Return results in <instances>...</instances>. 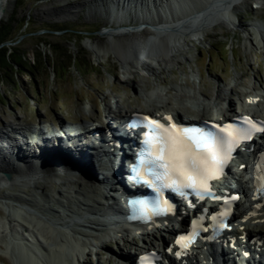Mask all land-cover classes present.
I'll return each instance as SVG.
<instances>
[{
	"label": "rangeland",
	"instance_id": "374dc122",
	"mask_svg": "<svg viewBox=\"0 0 264 264\" xmlns=\"http://www.w3.org/2000/svg\"><path fill=\"white\" fill-rule=\"evenodd\" d=\"M5 2L0 24L11 23L14 32H17L20 38L19 47L30 61H33L36 50L51 55L54 47L63 53H70L77 60V64L72 66L63 60L59 63L58 69H54L47 62L46 65L40 63L34 75L18 74L15 87L13 83L0 82V133H4L6 139L11 141L20 136L15 134L17 137L15 138L13 133L9 132L7 122L16 125V133L24 131L22 125L26 123L25 121L35 125L48 124L56 130L57 123L84 122L102 117L107 113L108 106L115 103V98H119L120 106L127 109H157L168 103L170 107H182L184 111L196 114V110L186 109L187 99L179 100V97L173 96L174 93L171 91L160 93V88H167L170 85L197 88L199 89L197 97L211 98L210 104H214L212 109H217L219 99L214 100L217 89L221 90L222 94L236 97L241 89H252L264 83V44L247 43V38L255 37L256 30L258 32L263 30V25L255 26V24L264 22V0H248L247 3H243V0H233L237 5L232 11L235 16L234 25L230 27H226L225 24L216 25L205 30L203 37L197 41H192V37L188 36L185 40L179 39L181 45H173L170 51L175 52L174 55L177 57L174 62H170L169 57L168 62L151 59L156 57L155 51L151 52L145 59L153 66L156 75L140 69L135 73L133 81L129 80L126 83L114 82L117 81L115 77L118 67L115 54L106 52L107 48L104 46L107 42H113L115 39L125 42L135 30H138L139 35H143L146 30L158 33L157 35L161 37L164 33L158 30H160L159 25L162 26L164 22L160 20L171 21L174 18L169 19V17L173 14V16L181 15L183 10L173 13L172 6L159 0L147 2L124 0V2L118 1L123 7L122 14L115 16L110 12H115L113 6L116 5L117 0H5ZM260 2L259 7L257 4ZM141 25H145L147 29ZM47 27H69L74 31H49L45 29ZM176 27L181 28V24ZM40 40H44L49 45L40 43ZM89 45L99 50V54L94 55L89 50ZM160 52H163V49ZM41 66H45V69H41ZM156 90L157 92H154ZM0 142H5L2 137ZM0 153L5 155L1 148ZM6 164V161L0 160V169H7ZM25 167H22L20 172L25 175L32 174L29 172L31 170ZM65 170L67 171V168L60 173ZM38 171L47 170L39 168L34 174L37 175ZM69 172L77 174L75 170ZM69 172L67 173L70 174ZM4 173L0 171V226L10 222L9 214L16 211L12 203L20 200L3 197L5 193L7 195L15 193L16 197L24 199L32 198L31 195H35V199L36 196L37 199L45 198L42 190L33 187L34 183L28 184L19 177L12 178L11 173L6 175ZM42 178L39 180H42L41 184L46 191L54 194L60 201L62 200L59 198L60 194L65 192L72 194L74 191L72 184L63 186L60 183L63 180L61 177ZM17 181L20 182L14 183ZM6 182H10V186H6ZM84 184L88 188L90 182L85 180ZM106 192L110 190L106 189ZM64 204L67 202L64 201ZM13 225V222L10 223L9 228H13ZM259 227L264 231V226ZM162 233L167 235V229L162 230ZM151 238L156 239L158 235H152ZM130 241L132 248L129 247V250L125 245L117 248L115 243L108 239L107 246L95 254H87L85 256L87 260L83 264H93L91 261L94 258L103 262L105 255L111 257L116 252L128 254L136 247L134 240ZM155 241L154 245H156ZM10 263L14 264L12 261Z\"/></svg>",
	"mask_w": 264,
	"mask_h": 264
},
{
	"label": "bare ground",
	"instance_id": "6f19581e",
	"mask_svg": "<svg viewBox=\"0 0 264 264\" xmlns=\"http://www.w3.org/2000/svg\"><path fill=\"white\" fill-rule=\"evenodd\" d=\"M118 1L124 2V0H117L116 5L113 6V9L115 10V12H110L111 15L114 14L115 16H118L122 14L123 7L120 5V2ZM139 1L147 2L148 0H139ZM159 1L161 3H166V4H169V6H172L174 8V10L171 9V11L173 10L172 11L173 13L179 10L184 11L183 13H180L181 15L173 16L174 15L173 14L172 17H169V19L174 18L171 21L170 20L168 21L160 20V22H164L162 26L159 25L160 30L158 31H163L164 33L161 37L157 35L158 33L156 34L153 31H146V30L145 32H143V35H139L137 32L138 30L137 31L135 30L131 32V35H129L128 38L125 37L127 39L125 42H119V40L115 39L113 40V42L108 41L107 44L104 46L105 48H107V50L112 49L115 55L121 60H123V62L126 64L127 70L123 72L124 75H127L128 73V76L132 75L134 77L135 73L138 72L137 70H140V69L150 71L151 73L156 75L153 66L150 63H147V60L145 59V57H148L151 52L155 51L154 53L156 54V57L151 58V59H159L165 62H168L167 60L169 59L170 62H174L177 57L174 55L175 52L171 53L170 51L171 49H173V45L174 46L181 45L179 39L182 38L183 40H185L186 36L188 37L194 36L195 39H200L201 37H203L205 30L211 29L216 25L225 24L226 27H230L231 25L235 24V21H234L235 16L233 15L232 11L234 8H236L237 5L234 4L233 0H159ZM247 1L248 0H243V3H247ZM5 6H6L5 0H0V18L2 16V10ZM185 12L190 13V14H187ZM115 22L116 21H114V23ZM179 24H181V28L176 27ZM260 25H263V30L261 32H258L256 30L257 33L255 37L247 38V43L251 45H258L260 43L264 44V22L259 23L258 25L255 24V26H260ZM144 29H147V28L145 27ZM179 30H182V31H179ZM110 36L114 37L112 34H110ZM167 36L169 37L167 38ZM195 39H192V41ZM156 40L158 43L155 42ZM171 42H173L174 44H172ZM160 47H162L163 52H160L162 50ZM89 50L92 51L94 55L99 54V50L94 48V46L92 45H89ZM170 58L172 59L170 60ZM174 87L179 89V86H173V85L165 89L166 91H171V92L174 91L173 96L179 97V100L185 101L186 99L188 100V97L191 96L190 92H188V94L185 91L180 93L179 91L175 90L176 88ZM160 93H163V92H161L160 90ZM222 93L223 92L221 90L217 89V92L215 95V101H216V98H220L223 95ZM241 94H243L245 97L246 96L248 97L250 95H256V94L243 93V92H241ZM192 96L196 97V94ZM232 101L233 100L229 101V106H231V110L235 112L237 107L235 106V104L231 103ZM201 102L202 100L200 102H197V104L195 103V106L200 105ZM166 104L167 105H165V109L170 110V111H175L178 114L179 113L182 115L184 114L183 113L184 108L178 107V109H176V108L170 107L168 103ZM208 105L209 103L203 105V109L200 111V113L202 114L199 116V119L206 118L207 115L211 114V113L205 112V109ZM108 110L109 112H112L114 116H118L119 112H124L125 114L129 111V109L123 106H120L119 98H115V103L110 104L108 106ZM256 115L264 118V110L259 111ZM25 122L27 124L26 123L24 124L23 122L24 126L27 128V130H31L32 126L29 124V121H25ZM7 124L9 125L8 127H10L9 132L15 133L17 131L16 125H12V123L9 124L8 122ZM42 129L43 128L39 126L38 129L35 128V130H31V131L35 133L39 130V134H41L40 130ZM44 129H46V133L50 135L49 139H52V143L50 141L48 143H43L40 150L36 149L37 147L36 145L30 144V141L28 140L29 137H26L24 135L20 136V140L25 145H27V147L31 150L25 153L24 156L27 158V161L22 160L23 162L22 167L26 166L25 168L28 170H31L29 172H32V174L25 175L20 171L16 172V170L14 169V165L10 163V160L6 158V155H4V153H0V160L4 162L6 161L7 169L8 168L10 170L13 169L10 174L12 178L19 177L22 179L23 182H27L28 184L34 183L33 187L35 189L39 188L40 190L43 191L41 192L42 194H44L45 198L43 197L42 201L43 200L49 201V208L47 209V211L52 216H49L47 218L43 217L42 213H44V210H46L44 209V203L42 204V202L38 200L39 198L37 199V196L35 199V195H31L32 198L24 199L21 197H16L17 194L15 193L13 194L11 193L8 195L5 193L6 195L4 194L3 197L9 198V199L10 198L20 199L19 201H23V202L25 201V203L28 206L32 207L37 212V214L38 213L42 214V217L37 216V214H33V215L25 214L24 217L23 216L21 217L22 218L21 222L23 223V225L25 224L22 229L24 228L27 230L30 229L38 233L39 236H41L42 239H44L43 241L44 244H46L49 247L50 250L43 247V250L46 252L45 254L41 253V259L42 258L45 259V264H62V262L64 261H66L67 264H83L84 259H85L84 253H85L87 242L95 241L97 244L100 245V248L107 246L106 240L102 238V236L100 235V231L99 230L97 231L96 229H102L104 227L103 226L104 223L102 222L103 220L99 218L98 216H103V214L106 215L109 211H103L102 212L103 214H101L99 211L101 209L107 210V208L101 206L102 201H109L113 203V205H116V207H118V201L116 197L114 196V194L116 195L118 194V191L115 186L120 185L121 181L118 177L112 178L109 176V179L112 181V182H109L112 184L110 190H112L113 194H109V195L104 194V192L101 190L100 185L98 184V180H96V177L93 176L95 175L94 165L87 163L84 160V156L78 151L77 148H75L78 145H75V146L72 145V146L66 147V146L59 145V142H57L56 144L54 143V141L58 140V136H56L54 132L53 133L51 132L53 131V129L49 127L48 125H44ZM0 137L4 139L5 138L4 133H0ZM17 143H21V142L17 140ZM19 147H20L19 145L15 146V149ZM83 149L86 150L88 153L86 156L88 155L91 156L89 153L90 150L87 148V146H84ZM1 150L5 153L9 150L14 151L13 148H9V149L1 148ZM71 153H77L78 155L77 157H73ZM35 159L40 160V162H35ZM95 159H96L95 163L99 171L100 172L103 170L106 171L107 168L105 167V165L99 162V155H97ZM41 160H45L46 162H43ZM38 163L39 165H37ZM54 167H58L60 169L67 168V171L65 170L62 173H59L56 171V168ZM81 167L89 168L91 173L90 175H88V177L84 176V174L81 171ZM39 168L46 169L47 171H41V172L38 171L37 175L34 174L35 171ZM74 170L77 171V174L76 173L71 174L69 172V171H74ZM0 171L5 172L4 175H6L7 173L9 174V172L4 168L3 169L1 168ZM67 172H69L70 174H68ZM39 173H42L40 174L41 175L40 177H38ZM105 174H106L105 177L108 178L107 172ZM42 177H45V179H54L55 177H61L63 180H61L60 183L63 184V186H65L66 184L67 185L72 184L74 191L72 194L70 192H67V193L65 192L64 194H60L59 198L62 199L60 201L55 197L54 194H52L51 192H48V190L46 191V188L44 187V185L41 184L42 180H39V179H43ZM84 179L86 180V182L87 181L90 182L89 188L85 187ZM8 185L10 186V182ZM245 186H246L245 184H241V187L243 189L245 188ZM91 195L95 197L94 199H92V202H90V199H89ZM75 200H77L78 203L82 206L80 207L82 211H79V209H75L73 208V206L70 205L71 202ZM64 201L67 202V204H64ZM52 202H55L57 204L59 203V204L56 205V204H53ZM252 203H253L252 201H249L250 205ZM251 209L252 208L249 207L248 210H251ZM62 212H64V215L62 214ZM86 213H88L89 216ZM260 213H261L260 217H264L263 209H260ZM55 215H58V217L55 218ZM18 217H19V214H18ZM241 217H243V215H237L235 219H240ZM258 217L259 216H253L248 221L243 223L245 232H248V233L256 232L260 229L259 224H256L253 222V219L258 218ZM59 220L67 221V223H64V225H61L60 227H58L57 221L59 222ZM3 226H6V225L2 224L0 226V245H1V242L6 243L7 241L5 237L6 235L4 234V232L1 231V227ZM68 226H72V228L70 229V231H72L71 232L72 234H68V232L65 231V228ZM173 230H174L173 226H170L168 229V232L171 233ZM21 231L19 230V232ZM14 232H17V230H14ZM161 238L163 239L162 236ZM124 240H126L125 246H127L128 249L130 250V248H132L130 239L124 238ZM250 246L251 244L250 245L245 244V247H250ZM4 247L11 248V244H4ZM118 247L119 246L117 245V248ZM210 249L208 250V252H205L202 255L201 259L204 262L196 260L195 264H209L208 259L210 256L214 254V252L212 253V249L211 250ZM255 253H260V252L255 251ZM228 254H229L228 252L222 253V255L224 256V258L221 260L222 262L226 263L227 261H230V262L232 261L233 264H239V263L246 264L248 261L244 259L243 258L244 256L242 257L239 252L236 253L235 259H231V260H229L228 258L227 259L225 258L227 257ZM116 255L126 261L129 260V258L131 257L130 252L129 254H124L123 252H119ZM9 259L13 263L12 258L9 257ZM9 259L5 256L3 257V255L0 253L1 263L11 264ZM16 261L18 262V260ZM31 262L35 264L33 257L31 258ZM18 264H21V263L18 262ZM171 264H176V263L171 262Z\"/></svg>",
	"mask_w": 264,
	"mask_h": 264
},
{
	"label": "snow or ice",
	"instance_id": "6c2138e0",
	"mask_svg": "<svg viewBox=\"0 0 264 264\" xmlns=\"http://www.w3.org/2000/svg\"><path fill=\"white\" fill-rule=\"evenodd\" d=\"M136 119L139 126L146 130L142 133L141 148L136 154L137 163L131 166L134 175L130 178L133 181L142 180L156 193L162 187H188L202 192L209 191L208 181L215 178L231 152L242 142L251 140L255 133H264V127H257L251 118L244 119V126L233 123L214 125L215 132L182 127L173 123L171 116L163 117V120L168 121L167 124L162 123L158 116L136 114ZM141 167L145 168L151 179L141 176ZM128 203L145 220H151L164 211L160 201L150 205L143 199H132ZM220 215L225 216L227 213L222 212ZM200 227L197 220H192L191 230L178 235L176 245L187 249ZM220 227L228 225L222 223ZM169 251L172 249L169 248ZM176 255L179 256L180 252Z\"/></svg>",
	"mask_w": 264,
	"mask_h": 264
},
{
	"label": "trees",
	"instance_id": "16d2710c",
	"mask_svg": "<svg viewBox=\"0 0 264 264\" xmlns=\"http://www.w3.org/2000/svg\"><path fill=\"white\" fill-rule=\"evenodd\" d=\"M17 1V0H16ZM46 30H63V31H74L69 27L59 28H45ZM95 31V30H93ZM80 32V31H76ZM17 32H14V27L9 24H0V82L13 83L14 87L16 84V76L21 73H27L34 75V72L38 70V65H46V62L51 64L54 69L59 68V63L66 60L69 66L76 65L77 60L73 56L67 53L61 52L57 47L52 48L51 55L42 53L40 50H36L33 61H30L25 52L21 51L19 43L12 46H7L3 43L8 41H15L18 38ZM40 43H46L44 40H40ZM41 69H45V66H41Z\"/></svg>",
	"mask_w": 264,
	"mask_h": 264
},
{
	"label": "water",
	"instance_id": "95a60500",
	"mask_svg": "<svg viewBox=\"0 0 264 264\" xmlns=\"http://www.w3.org/2000/svg\"><path fill=\"white\" fill-rule=\"evenodd\" d=\"M257 6H261V2L259 3V4H257ZM141 27H146L145 25H141ZM43 32H45V31H43ZM163 34V33H162ZM169 36H167V38H168ZM191 39H195L194 38V36H192V38ZM19 40H20V38H18L17 40H15V41H13V42H11V41H8V42H5V43H3V44H17L18 42H19ZM157 40H159V39H157ZM157 40L155 41V42H157ZM197 40V39H196ZM199 40V39H198ZM193 41H195V40H193ZM158 43V42H157ZM106 52H113L112 51V49H108V50H106ZM113 54H115L114 52H113ZM116 56V55H115ZM116 60H118L120 63H122V64H124V65H126L124 62H123V60H121L120 58H118L117 56H116Z\"/></svg>",
	"mask_w": 264,
	"mask_h": 264
}]
</instances>
